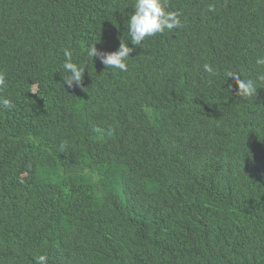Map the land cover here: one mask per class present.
<instances>
[{"label": "trees", "instance_id": "1", "mask_svg": "<svg viewBox=\"0 0 264 264\" xmlns=\"http://www.w3.org/2000/svg\"><path fill=\"white\" fill-rule=\"evenodd\" d=\"M133 2L0 0V264H264V82L227 77L264 72V0H168L140 46ZM120 37L128 71L87 55Z\"/></svg>", "mask_w": 264, "mask_h": 264}, {"label": "clouds", "instance_id": "2", "mask_svg": "<svg viewBox=\"0 0 264 264\" xmlns=\"http://www.w3.org/2000/svg\"><path fill=\"white\" fill-rule=\"evenodd\" d=\"M134 11L129 14V18L125 22L127 35L133 45H141L147 37H154L157 34H163L165 30L173 31L182 26L180 13L177 11H169L168 0H134L131 5ZM213 9L209 7V11ZM125 38L120 37V43L117 50L113 52L99 51L95 46L88 50L89 57L98 58L106 67L118 69L121 72L128 71L127 61L133 48L129 47L125 42ZM65 61L62 65L63 72L67 75L63 76L64 83L69 87L74 84L79 86L82 82L85 67L72 62L71 52L65 50ZM257 66H264V56L257 57L255 60ZM204 72L209 75H215L210 64L203 65ZM227 77L232 78L237 86L235 95L243 99H249L257 95V82H264V72L258 73L256 79L241 78V74L234 71L227 72ZM7 87L6 77L0 72V89ZM232 85H229V89ZM14 107L10 99L0 96V109L11 110ZM35 264H48L47 255H39L35 257Z\"/></svg>", "mask_w": 264, "mask_h": 264}]
</instances>
